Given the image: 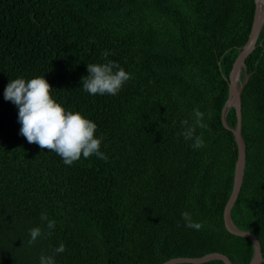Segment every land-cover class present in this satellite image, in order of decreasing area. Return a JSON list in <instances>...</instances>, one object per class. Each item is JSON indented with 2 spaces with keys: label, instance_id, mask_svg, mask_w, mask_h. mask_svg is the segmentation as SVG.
<instances>
[{
  "label": "trees",
  "instance_id": "16d2710c",
  "mask_svg": "<svg viewBox=\"0 0 264 264\" xmlns=\"http://www.w3.org/2000/svg\"><path fill=\"white\" fill-rule=\"evenodd\" d=\"M255 11V0H0V264H39L61 242L57 264H163L214 252L250 264L251 240L224 223L238 150L221 115ZM106 59L131 78L116 95H89L87 64ZM246 68L247 166L232 218L257 236L264 258V27ZM45 74L59 102L97 123L107 160L66 165L20 134L5 87ZM196 108L198 149L181 134ZM227 122L236 127L234 108ZM45 211L56 221L51 234ZM185 211L199 230L186 226ZM35 226L44 235L29 244Z\"/></svg>",
  "mask_w": 264,
  "mask_h": 264
},
{
  "label": "clouds",
  "instance_id": "9594fccd",
  "mask_svg": "<svg viewBox=\"0 0 264 264\" xmlns=\"http://www.w3.org/2000/svg\"><path fill=\"white\" fill-rule=\"evenodd\" d=\"M109 52L105 50L104 57ZM88 74L82 77V88L89 95H116L131 78V73L117 61L104 60L87 64ZM55 89L45 75L32 78L20 76L11 78L4 90V99L18 107V121L21 124L20 134L30 143L38 144L42 149L47 148L59 155L66 165L83 158L95 155L107 160L108 156L101 150L103 135L97 134L98 125L80 110L66 108L54 95ZM195 124L189 125L182 131L185 140L192 141V147L198 149L204 146L201 135L195 134V126L203 127L204 113L199 108L193 110ZM186 226L199 230L201 224L191 219L190 213L182 214ZM41 221L46 222L48 234L55 229V219H49L48 213L41 212ZM44 235V227L35 226L29 229L28 243H34ZM65 251L61 242L50 254L41 253L39 264H57L56 255Z\"/></svg>",
  "mask_w": 264,
  "mask_h": 264
},
{
  "label": "water",
  "instance_id": "95a60500",
  "mask_svg": "<svg viewBox=\"0 0 264 264\" xmlns=\"http://www.w3.org/2000/svg\"><path fill=\"white\" fill-rule=\"evenodd\" d=\"M256 11L252 30L247 44L240 50V53L233 64L232 71L228 78L229 95L228 100L222 109L223 126L233 133L237 145V161L235 165L234 183L231 196L225 206L224 223L227 231L235 236L248 238L254 246V254L250 264H261L264 262L262 246L257 236L237 227L232 218V210L241 193L247 166V147L242 133V95L252 74L247 73L246 60L256 50L257 43L264 27V0H255ZM243 71L246 72L242 81ZM236 112L237 124L232 128L227 122V115L230 109ZM213 261H221L224 264H232L230 258L222 253L214 252L199 258H173L163 264H206Z\"/></svg>",
  "mask_w": 264,
  "mask_h": 264
}]
</instances>
